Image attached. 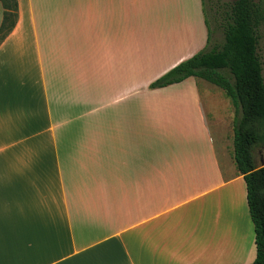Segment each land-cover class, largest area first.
Here are the masks:
<instances>
[{"label":"crops","instance_id":"crops-1","mask_svg":"<svg viewBox=\"0 0 264 264\" xmlns=\"http://www.w3.org/2000/svg\"><path fill=\"white\" fill-rule=\"evenodd\" d=\"M18 2L0 45V264L252 263L213 83L151 87L207 47L203 1Z\"/></svg>","mask_w":264,"mask_h":264},{"label":"trees","instance_id":"trees-1","mask_svg":"<svg viewBox=\"0 0 264 264\" xmlns=\"http://www.w3.org/2000/svg\"><path fill=\"white\" fill-rule=\"evenodd\" d=\"M6 9L0 27V45L13 31L19 17L18 0H0ZM208 45L182 61L151 84L152 88L178 83L190 76L205 79L219 88L236 107L233 159L247 184V201L254 225L257 255L250 264H264V165L255 152L264 148V64L260 55L264 34V0H234L226 4L222 26L224 41Z\"/></svg>","mask_w":264,"mask_h":264},{"label":"rangeland","instance_id":"rangeland-1","mask_svg":"<svg viewBox=\"0 0 264 264\" xmlns=\"http://www.w3.org/2000/svg\"><path fill=\"white\" fill-rule=\"evenodd\" d=\"M205 10L207 12V16L209 17V25H211L212 29V45L213 44H221L224 41V30L222 26V20L224 17V12L226 8V4L232 3L234 0H205ZM5 7L3 2L0 1V27L3 24L4 15H5ZM260 55L262 57V62L264 64V34L261 40L260 46ZM204 82V81H203ZM205 84L210 85L209 87L213 88V93H218L216 97L217 100H220L216 103L217 109L219 111L220 116L222 117V124L224 127V136L225 142L230 144L233 147L234 140V122L237 116L236 107L233 104L232 100L228 98L222 88L217 87L215 84H210L205 82ZM220 93V94H219ZM216 128V127H215ZM221 132L215 129V138L217 141V146L219 149V154L221 155V159H223V142L222 137L220 136ZM255 160L257 165H262L264 162V148H257L255 152Z\"/></svg>","mask_w":264,"mask_h":264},{"label":"water","instance_id":"water-1","mask_svg":"<svg viewBox=\"0 0 264 264\" xmlns=\"http://www.w3.org/2000/svg\"><path fill=\"white\" fill-rule=\"evenodd\" d=\"M263 165H264V162H263Z\"/></svg>","mask_w":264,"mask_h":264}]
</instances>
